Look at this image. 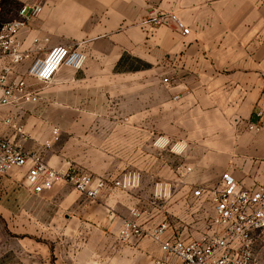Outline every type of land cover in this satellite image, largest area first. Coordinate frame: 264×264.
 I'll use <instances>...</instances> for the list:
<instances>
[{"label":"crops","instance_id":"obj_1","mask_svg":"<svg viewBox=\"0 0 264 264\" xmlns=\"http://www.w3.org/2000/svg\"><path fill=\"white\" fill-rule=\"evenodd\" d=\"M23 5L41 8L18 35L23 48L37 38L43 51L80 45L88 58L81 70L62 67L47 85L29 79L37 103L2 109L24 124L22 147L56 169L72 165L109 179L139 170L142 185L108 188L90 200L63 181L35 193L25 180L29 165L0 174V215L41 228L18 241L15 264L177 263L150 237L122 240L120 227L137 209L146 229L169 223L164 240L196 237L211 206L206 195L193 197L197 186L211 188L224 172L247 189L264 180V129H248L264 124V0H0V23L18 18ZM152 10L175 12L190 34L144 27ZM38 55L32 51L16 73ZM127 57L168 72L114 75ZM0 135L16 138L3 124ZM157 139L181 140L184 151L177 155ZM158 180L177 184L163 204L148 186Z\"/></svg>","mask_w":264,"mask_h":264},{"label":"built area","instance_id":"obj_2","mask_svg":"<svg viewBox=\"0 0 264 264\" xmlns=\"http://www.w3.org/2000/svg\"><path fill=\"white\" fill-rule=\"evenodd\" d=\"M40 10L39 5H23L18 18L0 23V124L13 129L16 135L15 139L0 135V174L29 165L25 180L37 194L52 189L58 181L65 182L90 200L99 199L108 188L138 190L142 185L139 170H125L109 179L72 165L67 169L49 166L41 155L29 153L22 147L20 141L28 138L24 124L16 121L11 113L2 115L5 107L15 105L21 108L24 103H37L40 100L39 91L29 79L47 85L62 67L81 70L86 64L87 54L78 45H54L43 51L38 46L39 39L35 38L31 47L23 48L18 35L39 15ZM141 24L147 28L168 27L182 36L190 34V28L175 12L152 10ZM32 51L39 55L32 60L24 74L16 73L17 67ZM263 115L264 111H259L258 116ZM248 129L261 131L264 124H249ZM169 142V139H157L155 143L165 147ZM173 148H177V145H173ZM190 170L186 167V172ZM176 186L173 181H156L152 191L153 202L163 204L171 199ZM192 194L196 199L206 195L212 207V216L208 217L205 230L200 235L190 238L179 235L172 240H164L169 223L163 221L146 229L138 222L140 213L133 209L132 217L121 224V239L150 237L177 259V263L158 259L154 264H255L254 247L264 242V180L255 188L247 189L231 173L224 172L216 186L206 188L200 185Z\"/></svg>","mask_w":264,"mask_h":264},{"label":"rangeland","instance_id":"obj_3","mask_svg":"<svg viewBox=\"0 0 264 264\" xmlns=\"http://www.w3.org/2000/svg\"><path fill=\"white\" fill-rule=\"evenodd\" d=\"M80 47V45H78ZM80 49H82L80 47ZM82 51H84L82 49ZM85 52V51H84ZM86 53V52H85ZM87 54V53H86ZM88 57V55H87ZM161 71V70H160ZM159 69L154 67L153 62L147 60H134L131 58H125L121 65L118 68H114V75L117 76H132V75H139V76H156L159 74H163L165 71L168 72V69H163V73H160ZM26 72V71H25ZM20 73V74H24ZM165 75V74H164ZM167 76V75H166ZM115 88L114 95H113V106L120 107V83L119 81H115ZM164 140V139H161ZM170 141V140H169ZM181 140H177V148H173L172 152L180 155L184 151V144L180 143ZM175 143L169 142L167 147L169 150ZM171 146V147H169ZM162 147V146H160ZM166 147V146H165ZM168 158V155L165 156ZM156 181H149L148 186L154 187V183ZM211 187L217 185L215 181ZM171 200V199H169ZM168 200V201H169ZM167 201V202H168ZM207 213L209 218L212 216V208L208 206ZM24 219H18L15 215L12 219L8 220L7 218L0 215V264H15V259L18 257V252L15 250L18 247V241H24L26 236H37L41 234V228H33L25 227ZM23 256V255H22ZM20 255V257H22ZM254 262L255 264H264V242H259L254 247Z\"/></svg>","mask_w":264,"mask_h":264}]
</instances>
